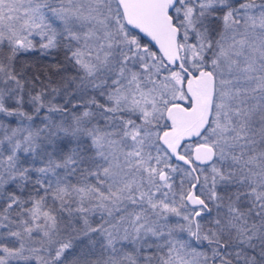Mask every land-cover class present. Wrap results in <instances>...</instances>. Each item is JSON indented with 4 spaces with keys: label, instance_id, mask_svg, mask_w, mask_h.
Segmentation results:
<instances>
[{
    "label": "snow or ice",
    "instance_id": "1",
    "mask_svg": "<svg viewBox=\"0 0 264 264\" xmlns=\"http://www.w3.org/2000/svg\"><path fill=\"white\" fill-rule=\"evenodd\" d=\"M0 264H264V0H0Z\"/></svg>",
    "mask_w": 264,
    "mask_h": 264
},
{
    "label": "trees",
    "instance_id": "2",
    "mask_svg": "<svg viewBox=\"0 0 264 264\" xmlns=\"http://www.w3.org/2000/svg\"><path fill=\"white\" fill-rule=\"evenodd\" d=\"M34 59H39V54H37V57H35ZM52 62V57H45L43 59L40 60L41 64H47V63H51Z\"/></svg>",
    "mask_w": 264,
    "mask_h": 264
}]
</instances>
